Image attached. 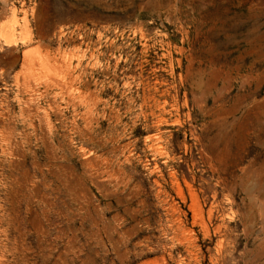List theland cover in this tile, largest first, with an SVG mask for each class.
Instances as JSON below:
<instances>
[{
	"label": "rangeland",
	"instance_id": "374dc122",
	"mask_svg": "<svg viewBox=\"0 0 264 264\" xmlns=\"http://www.w3.org/2000/svg\"><path fill=\"white\" fill-rule=\"evenodd\" d=\"M0 264H264V0H0Z\"/></svg>",
	"mask_w": 264,
	"mask_h": 264
},
{
	"label": "bare ground",
	"instance_id": "6f19581e",
	"mask_svg": "<svg viewBox=\"0 0 264 264\" xmlns=\"http://www.w3.org/2000/svg\"><path fill=\"white\" fill-rule=\"evenodd\" d=\"M255 35V34H254ZM254 40V39H253ZM30 69V68H29ZM46 69H48V68H46ZM261 80V79H260ZM239 105V104H238ZM237 106V105H236ZM5 166V165H4ZM10 241V240H9ZM16 242V241H15Z\"/></svg>",
	"mask_w": 264,
	"mask_h": 264
}]
</instances>
